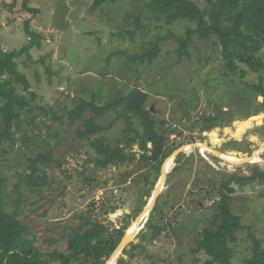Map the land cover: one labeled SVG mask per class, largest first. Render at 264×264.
<instances>
[{"label":"rangeland","instance_id":"obj_1","mask_svg":"<svg viewBox=\"0 0 264 264\" xmlns=\"http://www.w3.org/2000/svg\"><path fill=\"white\" fill-rule=\"evenodd\" d=\"M195 1L201 7L208 5L206 0ZM145 4L146 0H123L107 3L106 6L93 10V0H31L29 6L40 9V13L35 14L24 8L23 0H0V38L6 51L21 50L29 42L27 28L30 25L43 38L41 49L34 48L30 54L23 53L16 61L18 69L26 74L30 83L29 92L23 90L22 84L18 85L19 90L28 98L30 92H35L36 103L43 105L48 112H38L35 121L37 127L23 123L20 131L13 128L12 132L17 138L15 144L9 140L0 144V178L8 177L7 186L13 190L20 174L32 173L27 158L53 151V156L58 159L49 167L39 164L41 170L36 175L46 173L45 185L31 188L26 182H22L20 189L18 188L24 196L19 206V218L27 226V237L35 239V245L41 251L45 264L60 263V258L51 257L55 250L71 253V235L84 216L105 223L112 232L120 226V219L127 216L126 210L133 208L130 225L117 238L122 241L130 226L133 227L134 222L139 221L138 225L142 229L129 242L133 239L131 243H141L145 247L135 250L131 258L127 254L129 264H193L196 256L191 251L196 245L195 239L209 225L208 221L213 220L219 210L217 202L221 199V193L229 188L234 189L230 193L232 212L242 218V224L246 227L238 232V241L233 244L236 250L234 264H243L246 257L251 255L250 247L254 242L250 237L251 233L262 239L264 245V180L236 178L227 187L224 186L226 182L218 186L210 184L211 181L206 182L207 184L194 181L191 184V178L183 175L188 168L181 155H185V146L196 142L192 134H187L184 141L171 136L169 142L175 139V148L181 152H176L177 155L169 154L170 156L162 159L167 162L170 158L175 160L179 156V160L173 161L169 171L171 175L168 174L170 181L167 184L165 182L166 186L158 193L149 213L144 217L163 175V168L156 185H147L142 190L140 185L145 186V176L152 172V168L139 157L143 151L140 141L131 143L126 150L136 151V158L103 168L96 165V149L90 147L89 141L77 137V130L83 128L81 120L69 123L68 113L82 100L91 102L95 99L98 106H106L113 100L141 89L150 94L145 105L152 109L151 115L159 123V127H156L159 134L169 131L165 128L164 121L168 126H172L176 120L187 124L191 121L202 124L212 122L215 125L232 124L225 130L213 131L212 139L218 142L221 137L243 139L237 143L243 150L242 157L264 158V110L262 107L259 110L264 96L254 97L252 94V98L248 99L246 95L244 98L240 95L235 99L230 91H235L239 83L233 81L236 84L226 88L229 77L222 73L223 63L215 64L221 46L215 47L213 40H202L198 34H194V42L188 47L191 55L184 53L180 56L181 41L186 38L188 23H151L150 10ZM128 13L140 16L145 26L137 29L136 18H128ZM135 29L134 39L127 34L125 38L119 36L121 32ZM167 36L170 37L165 38ZM156 43L161 50L152 63H135L128 55L136 56L137 51H147L150 44ZM118 50L128 51V54L119 52L114 56L113 52ZM201 63L205 64L200 66ZM201 67L203 68L200 69ZM209 71L213 72L207 73ZM261 73L264 78V71ZM245 80L259 83L260 74L251 72ZM242 81L239 82L243 90ZM220 82L222 88L218 87ZM124 107L123 104L120 109ZM257 111L261 112L253 117ZM116 112L115 108L107 111L105 117L98 122L104 126L110 125ZM93 114L94 111L88 108L85 118ZM56 116H63V122L56 119ZM22 117L25 118L26 114ZM255 119L259 123H256L254 134ZM137 122L141 124L140 133L145 132L146 127L139 120ZM125 128L126 123L121 119L104 132L112 147L124 146L128 137L135 136L133 132H124ZM256 134H260V138L257 139ZM30 136L33 139L28 142L30 148H27L24 139ZM210 136L208 132L204 139L201 136L198 141L205 142ZM34 140H40V146ZM219 143L218 147L213 148L226 151V148H219ZM198 150V147H193L190 151V155L196 158L194 166L203 167L204 171L207 170L213 176L227 173L251 177L256 167L263 166L264 169V161L251 163L241 160L230 165L211 152L205 154L207 158L200 157ZM223 154L234 153L228 154L226 151ZM235 156L240 157L238 154ZM165 199L168 206L159 208L158 205L164 204ZM203 201L205 203L199 205ZM113 205L118 208L116 213L112 211ZM158 213L163 216L160 220ZM149 214L153 223L148 225L151 221L148 218L149 221L144 225ZM109 218L114 220L115 225L108 222ZM159 222L162 227L165 224L162 234H157L154 230ZM55 239L57 240L51 243ZM122 254L118 258L120 262L116 264L122 263ZM198 257L201 259L199 264H205L208 258L204 252ZM79 262L80 260H76L72 264Z\"/></svg>","mask_w":264,"mask_h":264},{"label":"trees","instance_id":"obj_2","mask_svg":"<svg viewBox=\"0 0 264 264\" xmlns=\"http://www.w3.org/2000/svg\"><path fill=\"white\" fill-rule=\"evenodd\" d=\"M30 1L23 0L24 8L35 14L40 13L39 8L29 6ZM120 1L123 0H93L92 9L96 10L106 6L107 3H118ZM206 1L208 5L201 7L195 0H146L145 6L150 10L149 20L151 23L171 24L176 21L188 23L189 28L186 38L181 41L182 51L180 56L184 53L191 55L188 47L191 42H194V34H198L202 40H213L215 47L221 46L220 55L215 59V64L223 63L222 73L224 76L229 77L227 82L230 84L228 85L239 83L236 86V90L238 89L236 97L239 98L241 95L244 98L246 95L248 99H251L252 94H254V97L264 96V78L261 73L264 71V0ZM127 17L136 18L135 25L137 29L145 26L142 24L140 16L128 13ZM27 33L30 40L21 50L6 51L0 38V144L4 140H9L15 144L17 138L16 134L12 132L13 128L20 131L23 123L37 127L38 125H36L35 121L38 118V112L40 111L42 114H47L48 112L43 105L36 103L37 96L35 92H30V97L28 98L19 90L18 85L22 84L24 86L23 90L29 92L30 83L26 74L18 69L16 58L23 53H29L34 48L41 49L43 47V38L40 32L31 29L30 25L27 28ZM125 34L130 35L134 39L136 29L121 32L119 36L125 38ZM170 36L173 35L171 34ZM160 50V45L156 43L150 44L147 51H137L136 56L122 50L113 52V55L115 56L122 52L128 54L135 63L140 61L152 63L160 54ZM29 56L32 58L31 55ZM220 56H222V59H220ZM203 64L205 63H201L200 66ZM212 72L209 71L207 73ZM251 72L260 74L259 83H249L245 80ZM233 81L236 83L234 84ZM239 81L243 82V90ZM149 96L148 92L136 89L132 94L113 100L106 106H98L95 99L91 102L82 100L80 104L68 113L69 123L74 124L81 120L83 128L77 130V137L81 140L89 141L90 147L96 149L98 157L95 161L96 165L100 167L105 168L111 164L122 163L136 158V152H128L126 150L131 143L140 141L144 151L141 158L152 165V172L147 173L145 176V186L140 185L142 190L147 185L152 187L156 185L163 163L162 158L173 151L172 149L169 152L164 150V142L167 136L159 134L156 130V127H159V123L157 124L153 115H151L152 109L145 105ZM123 104L125 107L120 109ZM259 105V110H264V102ZM88 108H91L94 114L85 118ZM113 108L117 110L113 123L108 126L99 123L98 120L104 118L106 112ZM259 112L257 111L255 115ZM24 114H26L25 118L22 117ZM55 118L60 119L62 122L64 120L63 116H56ZM121 119L126 123V128L123 131L126 133L133 132L135 136L128 137L124 146L119 145L114 148L108 143V138L104 135V132L112 128ZM138 120L146 127V131L143 133L139 131L141 124L137 122ZM25 133H27L26 130ZM56 135L58 136L57 133ZM32 139L33 136L24 139V142L27 143V148H30L28 142ZM149 142L153 143L151 149L148 148ZM35 144L40 146V140H36ZM3 151L7 152L6 149H3ZM52 153L53 151L39 153L27 158L28 167L32 170V173L20 174L18 183L14 184L15 190L14 188L13 190L8 188V177L0 178V264H45L41 251L35 245V239L27 237V226L19 218V206L24 200L19 186L22 182H26L31 188L45 185L47 183L46 173L44 172L43 175L36 174L41 170L39 167L40 163L49 167L53 162L58 161ZM236 178L238 180L247 179L248 181L256 180L257 178L264 180V169L259 166L256 167L251 177H238L225 173L222 179L216 177L215 180L217 182L221 181V183L226 182L224 186L227 187L229 182ZM233 191L234 189L229 188L221 193V199L217 202L219 206L218 212L213 220L208 221L209 225L195 239L196 245L191 251L196 256L193 259V264L200 263L201 259L198 255L201 252H204L208 257L205 264H234L233 260L236 257V250L233 244L238 241V232L246 227L242 224V218L232 212L230 205L232 197L230 193ZM150 220H148V225L153 223L152 219ZM154 230L157 234H162L165 228L157 224ZM172 232L175 233V231ZM250 237L254 241L252 247H250L251 255L246 257L243 264H264L263 240L257 238L254 233H251ZM116 238L117 235L112 237L105 223L93 220L90 216H84L74 234L71 235V253L55 250L51 253V257L53 259L60 258L59 264H72L76 260H80L79 264H105L104 257L106 255L108 257L111 256L121 243L120 238ZM56 240H51V243ZM140 247L144 248L145 246L141 243H131V250L129 251L125 248L124 252L131 258L134 256V251ZM184 256L185 254H183ZM183 257L181 258L183 259ZM128 262L123 258L121 264H129Z\"/></svg>","mask_w":264,"mask_h":264},{"label":"crops","instance_id":"obj_3","mask_svg":"<svg viewBox=\"0 0 264 264\" xmlns=\"http://www.w3.org/2000/svg\"><path fill=\"white\" fill-rule=\"evenodd\" d=\"M223 84H224V82H223ZM230 84V83H229ZM232 85V84H231ZM231 85H226V88H231L232 86ZM219 88H222L223 86H222V83H220L219 84V86H218ZM236 88L237 87H235V91H230V93L231 94H233V95H235V99L237 98L236 97V95L238 94V89L236 90ZM228 107H225V109H227ZM260 113V112H259ZM253 117H257L255 114L253 115ZM184 119H186V117L184 118ZM235 121H242V120H239V119H235ZM234 121V122H235ZM258 122V120H256L255 119V121H254V134H255V126H256V123ZM262 122V121H261ZM236 123V122H235ZM235 123H233V125L235 124ZM259 123V122H258ZM164 125H165V128L167 129V131L168 132H166V133H163L164 134V136H167L166 137V140H165V146H164V150L165 151H169V150H171L172 148H174V149H172L173 151H172V153H170V155L171 154H175L176 152H178L179 150L178 149H176L175 148V139H173L172 140V142H169V140L170 139H172L171 138V136H174L175 138L176 137H178V139L179 140H181V141H184V140H186L185 139V137H186V135L187 134H192L194 137H192V138H195L196 139V142H192V143H190L191 145H188V146H190V147H192L191 149H189V148H187L188 146H185V155H181V158L185 161V162H187V172H189V170H191L192 169V167H194L193 168V170H196V169H198V168H196V166H194V160L196 161V158L195 157H193V155H190V151H192V149H193V147H198L200 150H198V156H200V157H204V158H207L206 157V155L205 154H209L210 152L213 154V155H215L214 153H213V151L212 150H209V149H207L205 152H202L203 150H201V145L200 144H206L208 147L210 146L212 149H214L213 147H218L217 146V144L219 143V142H221V143H219V148L221 149V148H226L227 150V152H228V154L230 153V152H235V151H233V150H236V152H238V153H243V150L237 145V143H240L241 142V140H243V139H241V140H239V139H230V138H224V139H221V138H219L220 139V141L218 142V141H214L213 139H212V132L213 131H215L216 129H219V130H225L227 127H230V126H232V124H213V123H204V124H202V123H199V122H192L191 121V123L190 124H187V122L185 123V122H180L179 120H176L175 121V123L172 125V126H168V124L164 121ZM172 127H173V130H171L172 129ZM158 132V131H157ZM208 132H210V137H209V140H207V138L205 139L206 141V143L205 142H203V141H198L199 139H200V137L201 136H203L202 138L204 139L206 136H207V133ZM256 137H257V139L258 138H260V134H256L255 135ZM218 140V139H217ZM198 142V143H197ZM251 142V141H250ZM255 142H256V139H255ZM247 143V142H246ZM179 146V145H178ZM252 145H250V147H251ZM153 147V143L152 142H149L148 143V148H152ZM143 150V149H142ZM214 150H216V149H214ZM223 150V149H222ZM218 152H220V153H224V152H226V151H220V150H217ZM134 152V151H133ZM136 152V151H135ZM179 152H181V151H179ZM141 156H139V157H142V155L144 154V151H141ZM178 153H176V155H177ZM169 155V156H170ZM233 155H236V154H233ZM238 155H240V154H238ZM173 157V156H172ZM219 158V157H218ZM179 160V156L178 157H175V160ZM190 159V161H188ZM203 159V158H202ZM174 159H173V161H175ZM205 160V159H204ZM189 162V163H188ZM165 163H166V161L165 162H163L162 163V165H161V171H162V168H164V166H165ZM209 163H211V162H209ZM150 166H151V168H152V165L150 164ZM191 168V169H190ZM170 171V170H169ZM168 171V174H170V172ZM184 173L183 172V175L184 174H186L185 176H187V177H190L191 178V172H189V173ZM167 174V175H168ZM171 175V174H170ZM170 175H168L167 176V180L165 181L166 182V184L170 181ZM220 179H222V177H223V175L222 174H220L219 176H218ZM152 178H153V176H152ZM181 178V177H180ZM161 180V179H160ZM174 180H177V179H174ZM173 181V180H172ZM171 181V182H172ZM219 183H221V181L219 182ZM224 183V182H223ZM166 184H164V187L166 186ZM220 185V184H219ZM144 190V189H143ZM156 198V197H155ZM195 199V198H194ZM194 202V201H193ZM157 203H158V201L157 202H155V208L157 207ZM161 204H159L158 206H159V208L160 207H164L165 205L164 204H162L161 206H160ZM155 208H154V210H155ZM130 211H131V214H132V212H133V210H134V208L133 209H129ZM153 211V210H152ZM124 251V250H123ZM122 251V252H123ZM114 253V252H113ZM113 253H112V255H111V257L110 258H108V256L106 255L105 257H104V259H105V264H106V259H107V261H108V259L110 260L112 257H113ZM116 262V261H115ZM113 263V264H116V263ZM108 264V263H107Z\"/></svg>","mask_w":264,"mask_h":264},{"label":"bare ground","instance_id":"obj_4","mask_svg":"<svg viewBox=\"0 0 264 264\" xmlns=\"http://www.w3.org/2000/svg\"><path fill=\"white\" fill-rule=\"evenodd\" d=\"M201 145V149L203 150V152L206 151V149H209V150H213L210 146L208 147L206 144H200ZM214 151V150H213ZM216 153V151L214 152ZM248 156V155H246ZM219 157H221L224 162H228L230 163V165H234L235 162H238V161H248V162H251V163H257V162H262L264 161V158L261 157V156H248V157H240L239 156H235V155H226V154H223V153H220L219 154ZM172 163H173V158H170L165 166H164V174L166 175V173L170 170L171 166H172ZM165 184V177H161V180L158 184V189L157 191L155 192V194L152 196L151 198V201H150V205L148 206L147 210L144 212L145 215H147L151 209V207L153 206L154 204V201H155V196L158 195V193L162 190L163 186ZM145 217V216H144ZM135 224H133L134 226L131 227L130 226V229L128 230L127 232V237L129 239L133 238L137 233L138 231L140 230L141 227H139L138 223L139 221H136L134 222ZM119 251L120 249L117 251V253L109 260L108 264H113L115 259L117 258L118 254H119Z\"/></svg>","mask_w":264,"mask_h":264},{"label":"flooded vegetation","instance_id":"obj_5","mask_svg":"<svg viewBox=\"0 0 264 264\" xmlns=\"http://www.w3.org/2000/svg\"><path fill=\"white\" fill-rule=\"evenodd\" d=\"M193 168L194 167H192V169H191V184L194 182V181H196V182H198V183H200V184H207L206 182H209V181H211V183L210 184H212V183H214V184H216L217 186L220 184L219 182H217L216 180H215V177H218L220 174H217V175H215V176H213V174L212 173H210V172H208L207 170L206 171H204V168L202 167V168H198V169H196V170H193ZM171 194H173V193H171ZM185 200H186V197H185ZM164 207H166V206H168V204H166V199L164 200ZM187 202H189V201H187ZM203 203H205L204 201L203 202H199V205L201 204V205H203ZM114 206V207H113ZM112 206V208H114V209H116V205H113ZM163 207V208H164ZM118 209V208H117ZM117 209H116V212H117ZM151 214V213H150ZM144 216H145V213H144ZM157 216H158V220H160V219H162L163 218V216H161L159 213L157 214ZM130 217V216H129ZM160 217V218H159ZM106 218V217H105ZM127 218H128V216H126V215H124V217H122L121 219H120V221H119V223H120V226H118V228H116V231L113 229L112 230V232H111V235H112V237H113V235H118V234H120L123 230H125V229H127V227L130 225V220L127 222V226L125 227V228H123L122 227V225L124 224V222L125 221H127ZM109 219H112V218H109ZM109 219H108V221H109ZM149 219H150V215H149ZM148 219V220H149ZM108 224V223H107ZM158 225H160L161 226V224H160V222H159V224ZM164 223H163V227H164ZM162 227V226H161Z\"/></svg>","mask_w":264,"mask_h":264},{"label":"water","instance_id":"obj_6","mask_svg":"<svg viewBox=\"0 0 264 264\" xmlns=\"http://www.w3.org/2000/svg\"><path fill=\"white\" fill-rule=\"evenodd\" d=\"M240 122V121H239ZM213 151V150H212ZM216 151V153H214L215 154V156H218L219 157V154H220V152H218L217 150H215ZM215 151H213V152H215ZM231 154L232 153H234V154H240V155H243V153H238V152H230ZM262 168H263V166H262ZM167 174H168V172L166 173V175L164 174V168H163V177H165V181L167 180ZM160 182V181H159ZM157 189H158V186H157V188H156V190H155V192L157 191ZM155 192H154V194H155ZM156 197V196H155ZM147 199H148V197H147ZM112 211L114 212V213H116V210L114 209V208H112ZM126 213H127V216H128V218H127V221H125L124 222V224L122 225V227L123 228H125L126 226H127V222L130 220V214H131V211L129 210V209H127L126 210ZM111 225H115V222H114V220L113 219H109V221H108ZM108 223V224H109ZM115 231H116V228H115ZM124 238H123V240L121 241V243H120V246H118L117 247V249L114 251V253H113V256L117 253V251L119 250V249H121L122 248V245H123V248H122V250H120L119 251V254H118V256H117V261L115 262V263H118V262H120V259H118L119 258V256L122 254V251L125 249V248H127V249H131V242L133 241V239L132 240H130V242H129V238L127 237V233H125L124 234V236H123ZM122 256L124 257V259H128V255L127 254H125V253H123L122 254ZM109 262V260L107 261V259H106V264Z\"/></svg>","mask_w":264,"mask_h":264},{"label":"built area","instance_id":"obj_7","mask_svg":"<svg viewBox=\"0 0 264 264\" xmlns=\"http://www.w3.org/2000/svg\"><path fill=\"white\" fill-rule=\"evenodd\" d=\"M148 218H149V217H146V218H145V222H144V225H145V223H146V222L148 221Z\"/></svg>","mask_w":264,"mask_h":264},{"label":"clouds","instance_id":"obj_8","mask_svg":"<svg viewBox=\"0 0 264 264\" xmlns=\"http://www.w3.org/2000/svg\"><path fill=\"white\" fill-rule=\"evenodd\" d=\"M238 122H239V121H238ZM242 156H243V155H241V157H242ZM149 215H150V214H149ZM147 222H148V221H147ZM141 229H142V228H141ZM141 229H140V230H141Z\"/></svg>","mask_w":264,"mask_h":264}]
</instances>
